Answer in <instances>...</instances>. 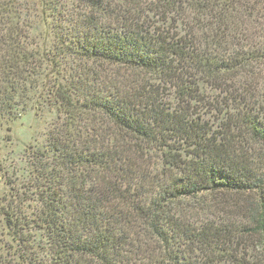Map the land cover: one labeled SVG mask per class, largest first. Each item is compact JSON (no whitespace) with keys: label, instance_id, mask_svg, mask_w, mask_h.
I'll return each instance as SVG.
<instances>
[{"label":"trees","instance_id":"16d2710c","mask_svg":"<svg viewBox=\"0 0 264 264\" xmlns=\"http://www.w3.org/2000/svg\"><path fill=\"white\" fill-rule=\"evenodd\" d=\"M39 2L0 0V264H264V0Z\"/></svg>","mask_w":264,"mask_h":264},{"label":"rangeland","instance_id":"374dc122","mask_svg":"<svg viewBox=\"0 0 264 264\" xmlns=\"http://www.w3.org/2000/svg\"><path fill=\"white\" fill-rule=\"evenodd\" d=\"M18 6L23 15L39 27L37 35L42 31L41 8L39 0H19ZM41 42L42 41H38ZM53 114L31 112L22 119L14 129L12 144L16 149L15 157L19 162L24 158V150L28 145H39L45 143V135L49 124L54 120ZM3 132H0V136Z\"/></svg>","mask_w":264,"mask_h":264}]
</instances>
